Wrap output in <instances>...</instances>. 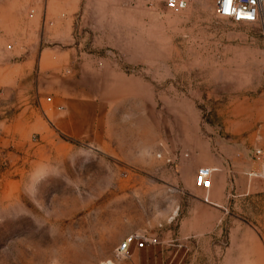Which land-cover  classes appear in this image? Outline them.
Here are the masks:
<instances>
[{
	"label": "rangeland",
	"instance_id": "1",
	"mask_svg": "<svg viewBox=\"0 0 264 264\" xmlns=\"http://www.w3.org/2000/svg\"><path fill=\"white\" fill-rule=\"evenodd\" d=\"M213 7L0 0V264H264V181L243 174L264 148V6L252 24ZM177 124L236 174L201 248L166 209L179 193L113 153ZM134 232L156 242L117 254Z\"/></svg>",
	"mask_w": 264,
	"mask_h": 264
},
{
	"label": "crops",
	"instance_id": "2",
	"mask_svg": "<svg viewBox=\"0 0 264 264\" xmlns=\"http://www.w3.org/2000/svg\"><path fill=\"white\" fill-rule=\"evenodd\" d=\"M68 103L70 102H67V106ZM82 103L84 102L81 101V106ZM169 127V130L175 131L176 134L169 133L165 140L157 141L161 135L153 133L152 143L142 145L140 143L142 139L135 142L130 141L127 151L120 144L114 143L113 153L114 156L137 170L158 176L165 184L167 191L169 188L173 191L170 193L174 195L179 193V196L175 198L177 200L173 203L169 202L166 209L172 212L176 210L178 235L183 240L192 239L190 242L194 245L198 243V248H201L199 243H203L202 237L207 236L205 243H214V238L210 236L212 230L218 227L219 223L222 224V221H224L223 225L226 224L228 207H231L230 203L229 206L227 204V201H230L227 188L230 189L233 185V178L236 179V174L232 173L230 167L223 165L219 158L209 154L207 143L202 141L199 132L193 130L185 134V129L181 128L184 126L179 124ZM156 128L154 126L153 131H156ZM157 129L160 131V126ZM130 135L133 136L132 133ZM139 137L140 135L137 134V138ZM205 165H209L212 169V175L211 187L204 192L197 188L193 181L196 169ZM243 171L244 175L251 177V171L249 172L247 168ZM261 181L264 180L258 183L263 184ZM257 186L259 187L258 184ZM195 197L204 198L207 204L200 200L195 202L197 200ZM166 221L168 219L161 220L159 225L166 227ZM133 250L137 249L133 248Z\"/></svg>",
	"mask_w": 264,
	"mask_h": 264
},
{
	"label": "built area",
	"instance_id": "3",
	"mask_svg": "<svg viewBox=\"0 0 264 264\" xmlns=\"http://www.w3.org/2000/svg\"><path fill=\"white\" fill-rule=\"evenodd\" d=\"M168 11L181 12L186 10L192 0H157ZM215 14L219 18H226L237 23L252 24L258 22L263 13L264 0H213ZM264 39V28L262 29ZM260 77L264 78V63L259 69ZM253 159L257 164V172L250 173L264 180V148L253 151ZM212 169L206 166L198 167L194 175V185L202 190L211 187ZM156 239L145 233L134 232L126 236L116 247V253L127 255L131 248L141 249L148 243H155Z\"/></svg>",
	"mask_w": 264,
	"mask_h": 264
}]
</instances>
